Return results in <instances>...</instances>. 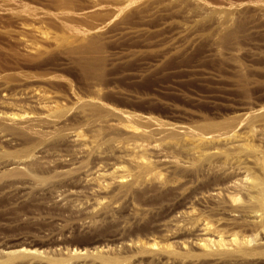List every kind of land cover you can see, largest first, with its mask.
<instances>
[{"label": "rangeland", "instance_id": "rangeland-1", "mask_svg": "<svg viewBox=\"0 0 264 264\" xmlns=\"http://www.w3.org/2000/svg\"><path fill=\"white\" fill-rule=\"evenodd\" d=\"M257 1L0 0V110L44 121L0 128V260L21 244L38 253L9 264H264ZM218 15L233 20L220 35ZM84 34L92 54L79 56ZM95 88L100 108L83 106ZM103 119L113 127L96 132ZM125 144L151 164L122 157Z\"/></svg>", "mask_w": 264, "mask_h": 264}, {"label": "bare ground", "instance_id": "bare-ground-1", "mask_svg": "<svg viewBox=\"0 0 264 264\" xmlns=\"http://www.w3.org/2000/svg\"><path fill=\"white\" fill-rule=\"evenodd\" d=\"M212 1V0H211ZM214 1H216L217 3L219 2H223V0H214ZM230 1H233V0H230ZM257 4H258V6H259V13H258V15H260V18H264V0H258L257 1ZM205 7V6H204ZM208 7V6H207ZM27 8V7H26ZM25 8V9H26ZM29 8V7H28ZM27 8V9H28ZM32 9V8H31ZM34 10V9H33ZM25 12H26V10H25ZM28 12H29V9H28ZM30 12H31V10H30ZM61 12H63L62 13V16L63 17H69L68 16V12H65V11H62L61 10ZM32 14V13H31ZM36 14V13H35ZM35 16V15H34ZM222 18L223 17H221V16H216V18H215V20H216V28H217V32L219 33V32H222V31H226L227 32V29H228V31H229V28H231L230 26L232 25V22H233V20H232V17H225V19H223L222 20ZM64 19H66V18H64ZM263 20V19H262ZM27 26H29V25H27ZM27 29H28V27H27ZM35 30V29H34ZM37 31V30H36ZM219 35H220V33H219ZM88 36H91V34H84V35H82L79 39V41H78V43L77 44H74L73 45V47H72V50H73V52L76 54V55H83L84 56V54L86 55H88V53H91L92 52V50L91 51H89L90 49H89V47H87V39L89 38H91V37H88ZM214 37V36H213ZM212 37V38H213ZM86 39V40H85ZM214 39V42L213 43H217V38L215 37V38H213ZM89 41V40H88ZM220 41V40H219ZM218 41V42H219ZM87 44H86V43ZM220 43V42H219ZM213 45V44H212ZM217 45H218V43H217ZM234 49V48H233ZM71 50V51H72ZM98 51V50H97ZM213 51H214V53L215 54H220V52H219V50H217L216 49V45H215V48L213 49ZM234 51V55H236V53L239 51V49L237 50V47L233 50ZM219 52V53H218ZM92 54V53H91ZM90 54V55H91ZM100 54V53H99ZM102 54V53H101ZM100 54V55H101ZM94 55V54H93ZM84 58V57H83ZM84 60V59H83ZM93 60V59H92ZM91 59H88V62H87V60H84V61H81L82 63L84 62V63H86V64H84L85 65V68L87 69V67H88V65L87 64H89V61H92ZM99 60V59H98ZM86 61V62H85ZM94 61V60H93ZM102 61V60H101ZM103 62H104V60H103ZM234 62V61H233ZM232 62V63H233ZM234 64V63H233ZM84 65L82 64V67L84 68ZM90 65V64H89ZM101 65H103L102 64V62H100V61H98V62H96V63H91V65L88 67V69H91V70H93V71H97V70H100V69H102V68H100V69H98L97 67H101ZM87 66V67H86ZM234 66H236L235 64H234ZM84 68V69H85ZM91 70H88V71H91ZM87 71V70H86ZM92 72V71H91ZM98 72V71H97ZM95 87V86H94ZM98 94H100L99 93V90L98 89H94V94H93V96H89L88 98H86L84 101H83V106H88V107H92V108H98L99 106H100V104H99V102H98V98H99V96H98ZM0 100H3L4 101V98L2 99H0ZM5 102V101H4ZM4 102H0L1 104L2 103H4ZM16 102V101H15ZM6 103L7 102H5L4 104L6 105ZM1 104H0V106H1ZM3 104V105H4ZM8 104V103H7ZM10 104V103H9ZM99 104V105H98ZM3 105L1 106V108L3 107ZM4 105V106H5ZM10 106V105H9ZM249 106V105H248ZM11 107V106H10ZM102 107V106H101ZM7 108H8V106H7ZM12 108V107H11ZM11 108H9V110L11 109ZM100 108V107H99ZM4 109H5V107H4ZM250 109V108H249ZM8 110V109H7ZM12 110V109H11ZM17 110V109H16ZM2 111V109L0 110V128L2 127V128H4V130H7V131H9V130H18V129H21V130H24V131H29V130H33L34 129V127L35 126H37V127H39V126H41L43 123H44V121H42V120H40V119H38V120H36L37 119V117H36V119H33L34 117H32V115L30 114V115H27V113H21V110H20V113L18 112H11V111H9V112H1ZM4 111H6V110H4ZM24 111V110H23ZM25 112H27V110L25 111ZM28 113H31V112H29L28 111ZM253 113L254 114H256L255 115V118L258 120V121H264V107H261V109L260 110H254L253 111ZM242 115V114H241ZM240 115V116H241ZM243 116V115H242ZM240 117L239 119H237V121H240V120H244V119H242L243 117ZM136 118V117H135ZM139 120V119H138ZM138 122V121H137ZM141 122V121H140ZM35 124H37V125H35ZM219 126V125H218ZM113 126H112V123H109V121L108 120H106V119H103V120H100V121H98L96 124H95V131L97 132V131H100V130H102L103 128L105 129V128H107V129H109V128H112ZM160 127L161 126H159V125H157V123H153V128H156L157 130L158 129H160ZM220 127H221V129H222V127L223 128H226L227 130L226 131H229L230 129H231V127H232V123H224V124H220ZM114 128H115V126H114ZM215 128H217L218 129V127H215ZM216 129V130H217ZM223 130V129H222ZM222 130L220 131V132H222ZM106 131V130H105ZM217 131H219V130H217ZM99 136V135H98ZM104 136V135H103ZM65 137V142L68 144V145H70V146H75L76 144H77V140H76V137L74 136V135H70V134H67V136H64ZM102 138V137H101ZM77 146V145H76ZM79 146V145H78ZM116 148H117V150H118V152H120V153H122V154H124V155H122V157H124L125 156V158H127L130 162H134V163H137V165L138 164H140L139 166L141 167L142 165L145 167V166H148L149 165V163H150V160L148 159V158H146L145 156H142V154H144V151H145V146H143V148H141V145H136V144H125V145H119V146H116ZM147 148V147H146ZM143 150V153H141V151ZM40 153L42 152V151H39ZM138 152H140L141 154H139L138 155ZM121 155V154H120ZM63 161V160H62ZM66 161V160H65ZM73 162H74V160H73ZM7 163V162H6ZM15 163V162H14ZM14 163H9V164H7V165H12V164H14ZM17 163V162H16ZM151 164V163H150ZM136 165V164H135ZM100 166V165H99ZM98 167V166H97ZM16 168V167H15ZM104 170L103 169H101L100 167L99 168H97L96 169V171L94 172L93 171V177H94V175H95V178H93L92 176H91V174L89 175V176H91V178L90 177H88V176H86L87 178H85V179H83V184H88V183H94V182H92L93 181V179L95 180L97 177H101V176H103L104 175ZM113 171H115V170H113ZM87 175V174H86ZM105 176V175H104ZM124 176H122V177H120V178H123ZM122 182H124V179H122ZM235 183V182H234ZM92 185V184H91ZM235 185H236V183H235ZM100 186V185H99ZM91 188V187H90ZM224 188V187H223ZM228 188V187H227ZM94 189V186H93V188L91 189V190H93ZM73 191V190H72ZM90 191V190H89ZM224 191V190H223ZM74 192V191H73ZM77 192V191H76ZM88 192V191H87ZM211 192V191H210ZM71 193V192H70ZM74 194H76V193H74ZM221 193L219 192V191H215V192H212V193H210V194H208V195H210V196H212V197H219V195H220ZM77 195V194H76ZM207 195V196H208ZM262 205L264 204V199L262 198ZM78 207V206H77ZM83 207V206H82ZM181 218H184L185 216L187 217V213L186 212H183L181 215H179ZM260 217V216H259ZM259 217H257L256 216V218H259ZM177 218V217H176ZM176 218H175V222H177L176 221ZM261 218V217H260ZM173 220V222H174V218H172ZM177 220H178V218H177ZM170 222H171V219H170ZM173 222H171V223H173ZM162 224H164L165 225V222L164 223H162ZM174 224H176V223H174ZM166 226V225H165ZM196 232H198V233H200L201 235H207V234H210L211 232H212V228H211V226L210 225H208L207 223H202V224H199L198 226H197V228H196ZM204 241H205V243H202V244H199V245H202V246H208V244H215V245H217V246H222L223 245V243H222V241H221V239H218V240H215V239H213V238H210V237H206L205 239H204ZM230 242H239V244L241 243V245L242 244H246L247 242H249L248 240H246V238L245 239H241V241H237V239H236V237L235 236H233V238H231L230 239ZM15 246H13V248H14ZM8 250L6 251V252H4V255L5 256H2V257H4V259H2V260H0V264H9V263H11L12 261H14L15 259H20V257H24V255L26 254V253H38V250L37 249H32V248H27V247H25V246H23V245H18L16 248H8V246L6 247ZM5 249V248H4ZM6 250V249H5ZM1 252H3L2 250L0 251V253ZM2 254V253H1ZM0 254V255H1ZM80 255V254H79Z\"/></svg>", "mask_w": 264, "mask_h": 264}]
</instances>
